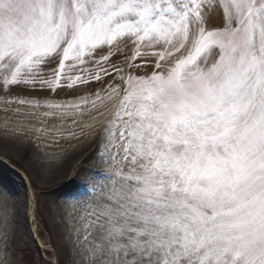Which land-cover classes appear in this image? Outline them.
I'll return each instance as SVG.
<instances>
[{
    "label": "snow or ice",
    "instance_id": "1",
    "mask_svg": "<svg viewBox=\"0 0 264 264\" xmlns=\"http://www.w3.org/2000/svg\"><path fill=\"white\" fill-rule=\"evenodd\" d=\"M92 83L90 264H264V0H0V91Z\"/></svg>",
    "mask_w": 264,
    "mask_h": 264
},
{
    "label": "rangeland",
    "instance_id": "2",
    "mask_svg": "<svg viewBox=\"0 0 264 264\" xmlns=\"http://www.w3.org/2000/svg\"><path fill=\"white\" fill-rule=\"evenodd\" d=\"M80 91L73 92L67 88L57 89L55 92L43 90L45 95L42 96L49 100L48 103L75 104L79 102L80 97L88 96L96 101V108H87L84 111L90 113L84 118L81 113L76 115V119L71 122H80L72 128L63 130L65 136L79 137L78 131L83 128L78 126L85 122H97L98 117L106 111L98 122H103L104 126L110 118L115 107L116 100H109L106 93H101V99H97L94 93L99 91L106 85L92 83L90 86H79ZM16 93L32 98L40 97L41 93L20 89L12 94L6 95L0 91V114L5 113L2 109L8 104V107H34L33 104L27 103L13 106L12 99ZM5 101H8L6 103ZM46 103V105L48 104ZM44 111H57L43 106ZM74 111V110H71ZM93 118V119H92ZM45 122H49L45 120ZM56 122V121H52ZM59 122H67L61 120ZM82 122V123H81ZM103 126V128H104ZM103 128L93 130L90 140L85 142L81 150L77 153L67 152L64 149L59 154L51 155L49 153H37L30 150V146L18 144H3L0 142V152L8 151L7 154L11 166L0 162V187L8 194L10 204L6 207L7 213L4 214L3 205H0V247L7 252L0 251V258L3 264H70L71 261L65 260L67 252L71 256L86 257V248L89 240L98 242L97 229L95 227L96 217L93 214L98 210L99 198L101 191H107L104 185L109 183L101 177H96L97 190L93 191L90 185L84 182L91 172H108V165L99 159L97 145L103 132ZM29 151V152H27ZM43 155V159L39 158ZM28 174L32 180V186L36 192V206L34 208V220L29 218V202L27 194V186L21 173ZM22 177V178H21ZM71 177V178H70ZM75 180H73V178ZM4 178V179H3ZM69 179H72L70 183ZM42 181L45 188L37 185ZM18 188L19 191L15 190ZM60 190L58 202L54 203L49 200L50 192ZM2 191V190H1ZM54 194V193H53ZM3 196V194H2ZM14 202L21 205V223L17 224L12 217L15 206ZM11 215V216H10ZM68 220L70 228H65L62 220ZM16 237H23L24 241L20 244L16 241ZM7 244L8 249H5ZM1 250V249H0ZM87 264L90 261L87 259ZM80 263V261H78Z\"/></svg>",
    "mask_w": 264,
    "mask_h": 264
},
{
    "label": "bare ground",
    "instance_id": "3",
    "mask_svg": "<svg viewBox=\"0 0 264 264\" xmlns=\"http://www.w3.org/2000/svg\"><path fill=\"white\" fill-rule=\"evenodd\" d=\"M41 93L40 97L32 98L30 96H23L19 93H16L12 99L13 106L20 105L17 103V100H26L30 103H36L33 104L34 107H25L24 105H21V107H8L6 104L5 107H3L2 111L4 113L0 114V142L3 144H18L24 146H30V150H35L37 153H49L51 155L59 154L62 151L61 149H64L69 152H79L85 142L90 140L93 134V130H96L99 128H103L104 123L98 122L100 118H102V115L106 112L104 111L100 116H93V118L98 117L97 122H85L83 125L78 126L77 128L81 127L83 128V131H78V134H81L79 137L74 136H65L63 134V130L67 128H72L75 125H79L80 122H71L72 120L76 119V115L79 113H76L75 111H69V114H62L59 111H44L40 110L43 106L46 105V103L49 102L48 99L42 97L45 95L44 91H35ZM39 104L41 106L37 107L36 105ZM90 113V111H84L82 115L84 118ZM66 120L67 122H59L61 120ZM45 120H48L49 122H45ZM56 121V122H52ZM82 123V122H81ZM21 142V143H20ZM8 151L0 152V162L6 165H10L11 158L10 155L7 154ZM29 152V151H27ZM43 155H40L39 158L42 160ZM25 185L27 186V194H28V202H29V218L30 220H34V208L36 206V192L32 186V180L30 176L24 172L21 173ZM21 177V178H22ZM71 178V177H70ZM73 180H75L74 177H72ZM4 179V178H3ZM0 180H2L0 178ZM72 179H69L68 182L70 183L73 181ZM37 185L41 188H45L42 181L37 182ZM2 190V191H1ZM15 190L19 191L18 188ZM21 192V191H19ZM49 200L53 201L54 203L58 202L59 195L56 196V194H62L60 190L52 191L50 192ZM54 193V194H53ZM3 194V196H2ZM58 199V200H57ZM56 201V202H55ZM11 200H9V196L7 193H5L4 189L0 187V205H3V213L6 214L8 209L6 207L10 204ZM14 204H19L14 202ZM21 205L15 206L14 212L11 214L14 218V221L19 224L23 220V217L21 218ZM10 215V216H11ZM65 228L67 231L70 228L69 224L67 223L68 220H62ZM16 241L18 244L22 243L24 241L23 237H16ZM0 251H2V247H0ZM5 249H8L7 244L5 245ZM7 252V250H3V252ZM75 260V262L71 261L70 264H87V258L83 256H78L75 258V256H71L68 252L66 254L65 260ZM80 261V263H78ZM58 264V259H57Z\"/></svg>",
    "mask_w": 264,
    "mask_h": 264
}]
</instances>
